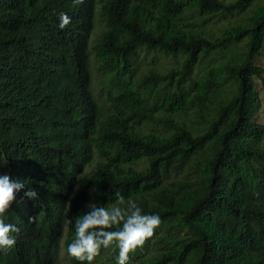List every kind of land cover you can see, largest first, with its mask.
Returning <instances> with one entry per match:
<instances>
[{"label":"trees","instance_id":"16d2710c","mask_svg":"<svg viewBox=\"0 0 264 264\" xmlns=\"http://www.w3.org/2000/svg\"><path fill=\"white\" fill-rule=\"evenodd\" d=\"M255 1L0 0V174L25 184L2 217L20 232L0 264H57L75 217L116 193L161 218L130 264H264Z\"/></svg>","mask_w":264,"mask_h":264},{"label":"clouds","instance_id":"9594fccd","mask_svg":"<svg viewBox=\"0 0 264 264\" xmlns=\"http://www.w3.org/2000/svg\"><path fill=\"white\" fill-rule=\"evenodd\" d=\"M82 3L83 0H73ZM59 27L65 29L71 18L64 12L58 13ZM25 184L13 181L7 174H0V251L11 250L17 242L19 227L6 223L2 218L16 199V193ZM28 199L38 200V191L29 188L25 192ZM87 211L74 219L75 235L67 245L66 253L80 264H93L101 249L115 244L118 249L116 264H130V253L142 248L161 224L158 214H144L135 200L116 193V203L111 205L89 202ZM36 217H29V223Z\"/></svg>","mask_w":264,"mask_h":264},{"label":"rangeland","instance_id":"374dc122","mask_svg":"<svg viewBox=\"0 0 264 264\" xmlns=\"http://www.w3.org/2000/svg\"><path fill=\"white\" fill-rule=\"evenodd\" d=\"M264 0H256L253 5L251 6V8H255L257 5H259V2H263ZM259 3V4H258ZM225 21V20H224ZM224 21H222V24L224 23ZM101 17H100V6L96 5L95 7V19H94V28L90 34L89 37V48L93 46V43L96 39V37H98L97 35L99 34L100 30L103 28V25L101 23ZM90 52V56H91V61H93V55H94V51L89 50ZM264 52V50H263ZM256 63L264 66V58L262 57H257L256 58ZM92 77H93V82H92V91L94 92L95 96H96V100H98L99 102H102L103 98H104V94H102L101 92V87L102 84L97 80L98 76L97 73L95 71L94 68V64L92 63ZM256 90L259 94L260 100H261V109L259 111V116L258 118H256V121L264 124V90H263V85L261 81L256 80ZM62 248L60 250L59 253V257H58V261L57 264H69V258L67 256L66 253V247L64 245V243L62 244Z\"/></svg>","mask_w":264,"mask_h":264}]
</instances>
